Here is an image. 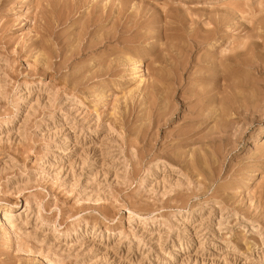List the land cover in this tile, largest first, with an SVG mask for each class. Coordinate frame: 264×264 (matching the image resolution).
Instances as JSON below:
<instances>
[{"label": "rangeland", "instance_id": "374dc122", "mask_svg": "<svg viewBox=\"0 0 264 264\" xmlns=\"http://www.w3.org/2000/svg\"><path fill=\"white\" fill-rule=\"evenodd\" d=\"M0 264H264V0H0Z\"/></svg>", "mask_w": 264, "mask_h": 264}, {"label": "bare ground", "instance_id": "6f19581e", "mask_svg": "<svg viewBox=\"0 0 264 264\" xmlns=\"http://www.w3.org/2000/svg\"><path fill=\"white\" fill-rule=\"evenodd\" d=\"M205 42V41H204ZM137 61V60H136ZM136 63V62H135ZM137 64V63H136ZM137 69H138V67H137ZM135 70V69H134ZM136 72V71H135ZM194 128V127H193ZM9 221V220H8ZM7 224V223H6Z\"/></svg>", "mask_w": 264, "mask_h": 264}]
</instances>
